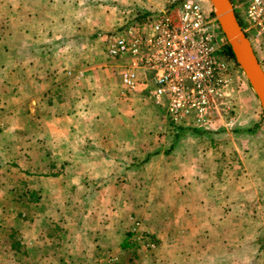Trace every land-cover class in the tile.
<instances>
[{
    "label": "crops",
    "instance_id": "obj_1",
    "mask_svg": "<svg viewBox=\"0 0 264 264\" xmlns=\"http://www.w3.org/2000/svg\"><path fill=\"white\" fill-rule=\"evenodd\" d=\"M178 7H166L158 0H0V17L6 18L4 24L9 29L7 36H0V69L6 70L5 80L0 81L3 114L10 111L6 121L13 130L29 129L42 136L47 168L54 171L37 180L43 183V196L46 183H59L67 192L66 196L54 197L49 208L44 204L45 213L38 218L45 229L53 222V226L61 220L66 222L57 230L59 246L44 243L40 231H33L27 239L33 238L35 248L28 250L22 245L19 249L14 241L8 247L1 244L0 264H100L95 258L99 248L110 249L113 255L109 264H118L119 260L113 259L125 251L122 247L135 221L159 239L158 251L163 246L173 247L172 261L153 260L151 264H250L244 256L259 253L264 228L252 231V226L246 227L260 218L258 207L256 213L246 209L250 202H259V197H239L243 198L239 201L227 195L222 190L225 178L207 179L208 146L202 142L196 147L187 144L217 123L221 103L237 86L236 79L242 80V73L232 69L224 95L217 106L207 110L201 123L192 119L174 122L207 131L181 134L173 130L166 104L153 97L154 71L129 67L127 60L111 59L105 52V35L130 24L149 25L130 19L133 9H144L154 16ZM231 65L233 68L234 63ZM127 68L137 78L133 89L122 81L121 73ZM169 125H173L171 130ZM6 150L0 148L2 153ZM87 183H95L92 191L86 190ZM104 187L110 189L107 205L95 207ZM150 187H154L152 191ZM174 187L176 192H172ZM126 189L135 190L136 197L126 198L122 194ZM72 190L79 197H70ZM237 201L244 204L245 211H234ZM160 206L166 208L165 213L157 209ZM199 209L208 211L207 216H213L215 223L222 222L223 217L237 221L234 225L239 231H235L232 242L228 239L225 256L221 254L220 259L212 258L208 246H199L193 230L185 237L175 230L184 211L192 215ZM78 211L82 223L73 221L77 215L71 213ZM169 213L173 220L164 224ZM195 220L182 223L196 228ZM203 220L209 221L203 215L198 224ZM12 221L14 229L23 222L14 216ZM207 232L205 226L199 237L208 239ZM77 237L86 242L81 250L74 243ZM256 241L258 247L253 245ZM21 251L26 263L19 261ZM252 261L264 264L259 258Z\"/></svg>",
    "mask_w": 264,
    "mask_h": 264
},
{
    "label": "rangeland",
    "instance_id": "obj_2",
    "mask_svg": "<svg viewBox=\"0 0 264 264\" xmlns=\"http://www.w3.org/2000/svg\"><path fill=\"white\" fill-rule=\"evenodd\" d=\"M159 3L168 7V3L170 0H158ZM199 2L205 6H209L208 0H193ZM235 2V0H233ZM210 7V6H209ZM145 13V10H136L133 9L132 13H129L130 19H138V15L140 17ZM237 17L242 21L244 18L243 12L235 11ZM149 17V16H148ZM5 17H0V36L5 37L9 33L8 26L5 24ZM5 23V24H4ZM147 24V22H142ZM145 26V25H144ZM247 37L249 38L255 54L260 61L263 69H264V44L253 42V34L247 33ZM10 49L13 48V45H9ZM230 60L234 63L233 69L236 68L238 73H242V80L236 79L237 86H233L232 91L227 95V101L225 103H221L222 111L221 117L218 119L217 123L206 133L201 129H195L197 132H204L198 136H201L199 139L191 140L187 142V144L196 145L199 143H205L204 145L208 146V154L205 160L207 161V165H209L208 170V178L207 179H221L225 178L227 183L222 190L227 192V195L230 197L235 196L238 199L239 197H259V202L257 203H249L246 205V209L248 212L256 213L255 206L258 207L259 220L254 221L253 224H248L246 227L252 226L253 229H257L258 227L264 228V219H262V215L264 214V204L261 200H264V115L262 113V109L258 102V99L254 92L252 91L248 80L245 75L241 71L240 67L237 63L230 58ZM4 65H9L8 62ZM5 69H0V81L5 80ZM242 81V84H241ZM234 83V82H233ZM4 103H0V148L7 149L4 153L0 152V245L4 244L6 247L11 244L12 241L17 242V245H22L28 250H33L36 246V243L32 244L33 238H28L33 231H40V236L42 241L49 242L54 246H59V236H58V228L65 227L66 222L64 220L59 221V224L55 222L51 223L52 225L45 229L39 224L38 218L43 214L44 204L49 208L54 203L53 199L59 196H66V190L60 189L62 186L59 183H46L45 185V195L47 198L43 196L41 192L40 186L43 187V183H39V177L50 175L54 171H51L47 168L46 165V157L43 155L44 147L42 136L39 135V132L33 133V131H29L26 129L20 130L17 128L13 130L12 124L6 121L7 116L11 115L10 111L5 116L3 114L5 108ZM177 125V124H176ZM169 130H171L173 125H169ZM175 127V124H174ZM186 128L184 131H180L177 127L173 128L174 131H178L179 133L185 132H193L189 125L183 126ZM28 131V132H27ZM40 138H36L38 136ZM171 146V144L169 145ZM168 146V147H169ZM211 148V149H210ZM171 175L170 172H166ZM165 173V174H166ZM185 174V173H184ZM95 183H87L86 190L92 191V186ZM154 188V187H153ZM150 187V191L153 190ZM176 187L172 189V192H176ZM102 193V195H101ZM99 194V198L97 199L95 207H104L107 205V197L110 193V189L104 187L103 190ZM113 192L111 191V194ZM171 193V190H170ZM122 194L125 195L126 198H135L136 191L133 189H126V191H122ZM70 197H79V193L76 194L74 190L69 193ZM101 196V197H100ZM107 199V200H106ZM237 201V203L239 202ZM57 203V201H55ZM244 204L238 203L237 206L234 205V211H245L243 209ZM64 208V205H61ZM81 206V210H83V205ZM65 209V208H64ZM161 213L166 212V208L160 206L157 208ZM228 210H231V207L228 206ZM62 212V210H59ZM64 212V210H63ZM85 213L84 211H82ZM201 213V214H200ZM208 211L202 212V209H199L197 212L191 213L184 211V215H181V222L179 226L175 229L178 234H181V237H185L188 233L193 230L194 235L196 234L199 241V246H208L211 251L212 258H221L223 254L225 256L226 247L225 245L229 244V240L235 238L234 234L239 231L236 227L238 225H234L233 220L231 222L229 218L223 217L220 223H215L212 219L213 216H207ZM72 215H77L73 218L75 222H81L79 212H73ZM207 220V223L203 220L202 224H198L201 221L203 215ZM190 215L192 217H190ZM202 215V216H201ZM18 218L21 220V224L18 229L13 228L12 217ZM201 218H197L200 217ZM168 219H164L163 223H169L173 219L171 213L167 215ZM166 217V218H167ZM189 218L196 219L195 226L193 228L191 226H187L182 222H188ZM256 218V214L254 215ZM166 221V222H165ZM110 222V221H108ZM233 224V225H232ZM205 226L207 228V234L210 237H199L198 234L200 231H204ZM234 226V229L231 228ZM139 223L135 221L133 223L132 230L134 232L133 236L128 237V239H133L139 243L138 247H129L127 250L122 252L119 257L113 259L114 261L122 262L124 264H151V261L160 260L163 262H170L173 260L171 250L173 247L164 248L161 251H158V241L154 234L146 232L142 230ZM50 228V229H49ZM6 229V230H5ZM49 229V230H48ZM259 229V228H258ZM51 230V233L49 231ZM211 230V231H210ZM88 231V230H87ZM142 232L148 233V239L141 235ZM49 233V234H47ZM175 233V232H174ZM251 233V229L249 230ZM12 234V235H11ZM85 234V233H84ZM177 234V233H176ZM177 234V235H178ZM252 236V235H251ZM197 237L195 236V242H197ZM253 238L249 237L251 240ZM261 249L259 253L257 252H248L244 259L250 264H255L257 258L264 261V235L259 236ZM31 239V240H30ZM61 243V242H60ZM62 243H64L62 241ZM74 243H76L77 249L81 250L83 247H86V242L81 240L79 237L74 239ZM254 247L259 246V241L253 243ZM62 247L67 248V245L63 244ZM24 248V249H25ZM6 250L8 248H5ZM60 249L57 247V250ZM23 250V249H22ZM158 251V252H157ZM53 254L52 251H48ZM7 255H10V252L7 250ZM24 251L18 256H21V262H25L22 257ZM113 255V252L107 248H99L96 254V260L100 261V264H109L110 259ZM53 257H57V255H53ZM230 257V255H229ZM228 257V258H229ZM231 259V258H230ZM118 262V263H119ZM166 264V263H165Z\"/></svg>",
    "mask_w": 264,
    "mask_h": 264
},
{
    "label": "built area",
    "instance_id": "obj_3",
    "mask_svg": "<svg viewBox=\"0 0 264 264\" xmlns=\"http://www.w3.org/2000/svg\"><path fill=\"white\" fill-rule=\"evenodd\" d=\"M241 11V28L264 44V0H231ZM210 7L186 1L174 11L151 16L147 26L130 24L105 35V52L111 59L127 60L132 68L154 71L153 97L165 103L175 123H201L217 106L231 81L233 62L227 41ZM213 13V12H212ZM122 81L129 89L137 84L135 73L125 69ZM191 121V120H190Z\"/></svg>",
    "mask_w": 264,
    "mask_h": 264
},
{
    "label": "water",
    "instance_id": "obj_4",
    "mask_svg": "<svg viewBox=\"0 0 264 264\" xmlns=\"http://www.w3.org/2000/svg\"><path fill=\"white\" fill-rule=\"evenodd\" d=\"M208 2L234 59L248 80L264 115V69L237 20L231 0H208Z\"/></svg>",
    "mask_w": 264,
    "mask_h": 264
},
{
    "label": "trees",
    "instance_id": "obj_5",
    "mask_svg": "<svg viewBox=\"0 0 264 264\" xmlns=\"http://www.w3.org/2000/svg\"><path fill=\"white\" fill-rule=\"evenodd\" d=\"M186 1H189V0H170L169 3H168L169 4L168 7H173L174 8V7L180 6L182 3L186 2ZM211 14L213 15L212 12H211ZM235 15H236V13H235ZM138 16H139L138 17L139 22H147V23H148V21H149V19L151 17V15L149 16L148 13H143L141 17H140V15H138ZM147 16H149V17H147ZM236 17H237V15H236ZM237 20H238L239 24L242 25V22L240 21V19L238 17H237ZM227 56L229 57V59L230 58L233 59V61L236 63V61L234 59V56H233L228 44H227ZM171 123L173 125L175 124L173 121ZM175 127H177L180 131H184L186 129L182 125H176L175 124ZM191 130L194 131V132H197V130H195V128H192ZM133 234H134V232L132 230H130L128 232V237L130 238V236H133ZM141 235H143L145 238L148 237V233H146V232H142ZM138 244L139 243L135 240V238H133L131 240L127 238L126 242H125V244L123 245L122 248L127 250V248H129V247H133V249H135V247H138ZM123 262L124 261L119 262V263L120 264H124Z\"/></svg>",
    "mask_w": 264,
    "mask_h": 264
}]
</instances>
